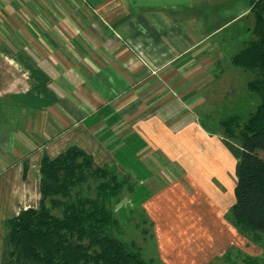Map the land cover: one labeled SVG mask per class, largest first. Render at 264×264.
I'll return each instance as SVG.
<instances>
[{"label": "crops", "instance_id": "obj_1", "mask_svg": "<svg viewBox=\"0 0 264 264\" xmlns=\"http://www.w3.org/2000/svg\"><path fill=\"white\" fill-rule=\"evenodd\" d=\"M254 1L0 0V264L5 222L40 205L43 157L71 146L132 176L115 213L124 235L130 210L149 223L147 260L264 264V234L227 218L237 158L221 125Z\"/></svg>", "mask_w": 264, "mask_h": 264}, {"label": "trees", "instance_id": "obj_2", "mask_svg": "<svg viewBox=\"0 0 264 264\" xmlns=\"http://www.w3.org/2000/svg\"><path fill=\"white\" fill-rule=\"evenodd\" d=\"M252 10L256 38L231 63L253 73L247 88L260 102L247 119L232 115L221 125L224 142L237 158L236 202L227 218L241 232L259 239L264 234V0H255ZM119 174L116 167L96 164L91 154L77 146L55 158L45 155L40 205L5 222L1 264H151L110 232L112 228L121 232V223L108 202L118 198L124 186L127 192L134 186L130 174L121 182ZM84 185L86 190L95 187L99 196L83 195L80 190L74 194Z\"/></svg>", "mask_w": 264, "mask_h": 264}, {"label": "rangeland", "instance_id": "obj_3", "mask_svg": "<svg viewBox=\"0 0 264 264\" xmlns=\"http://www.w3.org/2000/svg\"><path fill=\"white\" fill-rule=\"evenodd\" d=\"M233 31V29H229V32ZM252 33L253 34H250V36L247 35V33L244 35V36H241L243 39L247 40V39H252V38H256V35H255V32H254V28L252 29ZM236 45H233L232 46V49L234 50ZM245 46H240V50L243 49ZM240 50H236V51H240ZM238 53V52H237ZM230 66L234 69H238V70H241L239 72V75H238V80H239V83H240V86H241V90H240V100L238 101L239 103L237 104L236 106V109L238 108V111H236L233 115L237 114V115H241L242 116V119H247L248 117V114L250 113V111H253V109L255 108V106L260 102L259 100V97L257 94L255 93H252L250 92L249 90L246 89L245 91V85H244V76H247L248 79L250 78H253L254 75L251 71H246V70H243L242 68H239V67H235L234 65H232V63H230ZM239 113V114H238ZM221 113H218V115H220ZM213 128H218V127H221L220 124L217 123V120H216V123H212L210 124ZM223 130V129H222ZM120 172V171H119ZM127 174L125 173H122V174H119L118 176V181L121 182L123 178H125V176ZM92 184H96L98 185V182L94 183L92 181ZM85 189H80V188H76L74 190V194L76 192H78L80 190V192L83 194V195H87V196H91V197H98L99 195L96 193V188H91V189H88L86 190V185L83 186ZM123 191L122 193L119 195L118 198L116 199H112L108 202V207L114 212L115 214V217H117L116 215V207H118V203L120 201V199H122L124 196H126L127 193V185L124 186L123 188ZM65 200V199H64ZM118 218V217H117ZM119 220V219H118ZM143 219L140 218V216L138 215V213H136V210L134 211H131L130 210V214H129V219L126 221L125 223V229H127V227L129 228L127 231L128 233L126 235H124V232L123 230L121 229V232H117L116 228H112L111 229V233H113L114 235L122 238L123 241H125L127 243V245L133 249H137L141 252L142 254V248L139 247V245H141L143 247V254L142 256L147 260V256L145 255V253L147 252H150L151 253V256L154 257V252L152 251L153 249V245L151 244V241L148 240L146 241L147 244L142 240V236L145 233L146 230H149V223H145L144 221L142 222ZM120 221V220H119ZM121 223V222H120ZM131 223V224H130ZM121 228H123V226L121 225ZM109 230V229H108ZM149 239V238H147ZM146 239V240H147ZM237 258L238 256L236 254H231L228 258H226L224 260L221 259L218 261V263H215V264H241L242 262V259L240 260V262H237ZM155 259V258H154ZM152 262L151 264H156L154 263L153 261V258H151ZM149 261V260H148Z\"/></svg>", "mask_w": 264, "mask_h": 264}]
</instances>
